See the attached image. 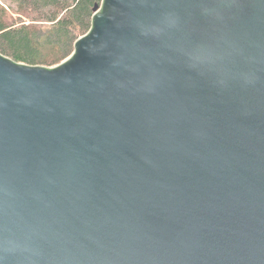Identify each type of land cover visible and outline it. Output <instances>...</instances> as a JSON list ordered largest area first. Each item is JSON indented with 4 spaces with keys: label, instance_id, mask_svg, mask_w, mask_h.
<instances>
[{
    "label": "water",
    "instance_id": "obj_1",
    "mask_svg": "<svg viewBox=\"0 0 264 264\" xmlns=\"http://www.w3.org/2000/svg\"><path fill=\"white\" fill-rule=\"evenodd\" d=\"M92 10L0 53V264H264V0Z\"/></svg>",
    "mask_w": 264,
    "mask_h": 264
},
{
    "label": "trees",
    "instance_id": "obj_2",
    "mask_svg": "<svg viewBox=\"0 0 264 264\" xmlns=\"http://www.w3.org/2000/svg\"><path fill=\"white\" fill-rule=\"evenodd\" d=\"M101 0H0V53L51 66L73 51Z\"/></svg>",
    "mask_w": 264,
    "mask_h": 264
},
{
    "label": "bare ground",
    "instance_id": "obj_3",
    "mask_svg": "<svg viewBox=\"0 0 264 264\" xmlns=\"http://www.w3.org/2000/svg\"><path fill=\"white\" fill-rule=\"evenodd\" d=\"M68 56H69V55H68ZM68 56H67V57H68ZM11 59H12V58H11ZM64 59H65V58H64ZM64 59H63V60H64ZM61 61H62V60H61ZM61 61H60V62H61ZM60 62H59V63H60ZM57 64H58V63H57Z\"/></svg>",
    "mask_w": 264,
    "mask_h": 264
},
{
    "label": "rangeland",
    "instance_id": "obj_4",
    "mask_svg": "<svg viewBox=\"0 0 264 264\" xmlns=\"http://www.w3.org/2000/svg\"><path fill=\"white\" fill-rule=\"evenodd\" d=\"M54 65H56V64H54ZM54 65H51V66H48V67H52V66H54Z\"/></svg>",
    "mask_w": 264,
    "mask_h": 264
}]
</instances>
